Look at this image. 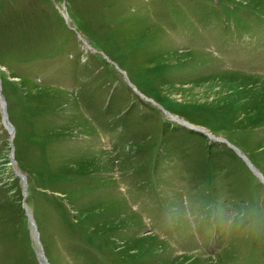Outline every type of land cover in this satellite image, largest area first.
I'll list each match as a JSON object with an SVG mask.
<instances>
[{
	"label": "rangeland",
	"instance_id": "1",
	"mask_svg": "<svg viewBox=\"0 0 264 264\" xmlns=\"http://www.w3.org/2000/svg\"><path fill=\"white\" fill-rule=\"evenodd\" d=\"M0 80V264H264V0H0Z\"/></svg>",
	"mask_w": 264,
	"mask_h": 264
},
{
	"label": "water",
	"instance_id": "2",
	"mask_svg": "<svg viewBox=\"0 0 264 264\" xmlns=\"http://www.w3.org/2000/svg\"><path fill=\"white\" fill-rule=\"evenodd\" d=\"M0 103L2 104V108H3L4 110H6V107H5V101H4V97H3V94H2L1 80H0ZM4 114H5V123L11 125L10 122H9V120H8V116H7V114H6V111H5ZM178 121H179V120H178ZM179 122H180V121H179ZM188 127H189L190 129H192V130L199 131V132H201V133H203V134L209 136L208 132L205 131V130H201V129L195 128V127H193V126H191V125L188 126ZM209 137H210V136H209ZM211 139H213V140H219V139L214 138V137H211ZM220 140H221V139H220ZM13 163H14V165L16 164L15 161H14ZM249 164H250V163H249ZM250 166L253 168L252 164H250ZM253 170H254L259 176H261V175H260L255 169H253ZM16 175L22 179V181H23V185H24V190H25V192H26V184H27V183H26V177H25L24 175L18 173L17 171H16ZM25 195H26V193H25ZM24 207H25V209H26V211H27V216H28V219H29V221H30V224H31V226L34 228V233H35V235H36V242L41 246V247H40V252H41V253H37V255H38V260H39L40 264H42V263H46V261H48V259H47L46 255H45L44 251H43V247H42V245H41L40 238H39V233H38L37 230H36L35 221H34V219L32 218V216L30 215L29 210H28V205H27L26 203L24 204ZM39 254H40L41 256H40Z\"/></svg>",
	"mask_w": 264,
	"mask_h": 264
},
{
	"label": "bare ground",
	"instance_id": "3",
	"mask_svg": "<svg viewBox=\"0 0 264 264\" xmlns=\"http://www.w3.org/2000/svg\"><path fill=\"white\" fill-rule=\"evenodd\" d=\"M176 119H178V118H176ZM179 121H180V123L181 124H186V125H188V126H190V124H188V123H186L185 121H181L180 119H178ZM193 127H195V128H198V129H202V128H200V127H198V126H194V125H192ZM205 131H207L206 129H204ZM209 134V133H208ZM209 136L211 137V135L209 134ZM32 218H33V216H32ZM34 240L36 241V235H34ZM39 253H41V252H39ZM40 255V254H39ZM41 256V255H40ZM42 264H49V262L48 261H46V263H42Z\"/></svg>",
	"mask_w": 264,
	"mask_h": 264
},
{
	"label": "clouds",
	"instance_id": "4",
	"mask_svg": "<svg viewBox=\"0 0 264 264\" xmlns=\"http://www.w3.org/2000/svg\"><path fill=\"white\" fill-rule=\"evenodd\" d=\"M236 223H237V219H236L235 215L231 216V217L229 218V220H228V224H229V226L231 227V226H233V225L236 224ZM239 223H243V220L241 219V220L239 221Z\"/></svg>",
	"mask_w": 264,
	"mask_h": 264
}]
</instances>
